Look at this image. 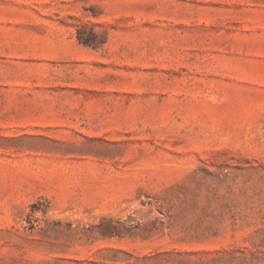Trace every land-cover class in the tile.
<instances>
[{
	"label": "rangeland",
	"instance_id": "obj_1",
	"mask_svg": "<svg viewBox=\"0 0 264 264\" xmlns=\"http://www.w3.org/2000/svg\"><path fill=\"white\" fill-rule=\"evenodd\" d=\"M0 264H264V0H0Z\"/></svg>",
	"mask_w": 264,
	"mask_h": 264
}]
</instances>
